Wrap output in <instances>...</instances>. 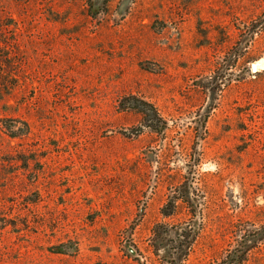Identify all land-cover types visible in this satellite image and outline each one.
I'll return each instance as SVG.
<instances>
[{
	"label": "rangeland",
	"instance_id": "obj_1",
	"mask_svg": "<svg viewBox=\"0 0 264 264\" xmlns=\"http://www.w3.org/2000/svg\"><path fill=\"white\" fill-rule=\"evenodd\" d=\"M260 59L264 0H0V264H264Z\"/></svg>",
	"mask_w": 264,
	"mask_h": 264
},
{
	"label": "trees",
	"instance_id": "obj_2",
	"mask_svg": "<svg viewBox=\"0 0 264 264\" xmlns=\"http://www.w3.org/2000/svg\"><path fill=\"white\" fill-rule=\"evenodd\" d=\"M136 104L132 107L135 109L138 113L141 114V117L143 120L146 121L147 126L150 130L153 132L159 133L160 131H164L166 128V124L163 121V118L159 114L158 110L150 103L145 101H138L136 100ZM163 124V127L161 125ZM178 201H180L182 204L184 203V207L188 210V214L191 213L193 216V213L191 210H189V201L183 200V198H180L179 193L174 194L171 196V199L168 200V202L162 206L161 214L163 217H168L174 213H176V208L178 205ZM169 206H172V209H169ZM162 226L166 227L167 230L165 232L160 231V233H166L168 235L169 232V225L166 223H161L159 227L162 228ZM189 229H191L190 224L188 223ZM165 229V228H163ZM176 230V229H175ZM174 230V235L176 239H180V237L187 238L188 246L190 247L193 244V241L195 240L194 234L190 233L187 228H181V230ZM264 232V226L259 229V231H256V234H259V232ZM156 232L154 231L153 234ZM159 233V232H158ZM245 234L242 235V238H244ZM264 238V235L256 237L255 240ZM161 241H163V237H159ZM175 239V240H176ZM249 245L245 242V239L242 241L241 239L236 242V246H234L231 249H226V252L223 256H221L218 260L212 262V264H243L246 260V251L248 250Z\"/></svg>",
	"mask_w": 264,
	"mask_h": 264
},
{
	"label": "bare ground",
	"instance_id": "obj_3",
	"mask_svg": "<svg viewBox=\"0 0 264 264\" xmlns=\"http://www.w3.org/2000/svg\"><path fill=\"white\" fill-rule=\"evenodd\" d=\"M256 64H255V67L252 66V70L253 69H258L259 67H261L262 65H264V60L263 59H260L258 61H255ZM254 63V62H253ZM253 65V64H252ZM254 71V70H253Z\"/></svg>",
	"mask_w": 264,
	"mask_h": 264
},
{
	"label": "water",
	"instance_id": "obj_4",
	"mask_svg": "<svg viewBox=\"0 0 264 264\" xmlns=\"http://www.w3.org/2000/svg\"><path fill=\"white\" fill-rule=\"evenodd\" d=\"M253 66V65H252Z\"/></svg>",
	"mask_w": 264,
	"mask_h": 264
}]
</instances>
